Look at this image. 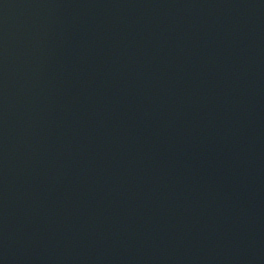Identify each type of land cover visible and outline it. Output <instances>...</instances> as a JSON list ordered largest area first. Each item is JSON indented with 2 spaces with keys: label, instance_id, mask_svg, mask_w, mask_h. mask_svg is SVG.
<instances>
[{
  "label": "water",
  "instance_id": "water-1",
  "mask_svg": "<svg viewBox=\"0 0 264 264\" xmlns=\"http://www.w3.org/2000/svg\"><path fill=\"white\" fill-rule=\"evenodd\" d=\"M0 264H264V0H0Z\"/></svg>",
  "mask_w": 264,
  "mask_h": 264
}]
</instances>
